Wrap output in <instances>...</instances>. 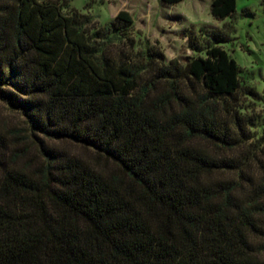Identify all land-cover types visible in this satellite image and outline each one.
I'll use <instances>...</instances> for the list:
<instances>
[{"label": "trees", "instance_id": "16d2710c", "mask_svg": "<svg viewBox=\"0 0 264 264\" xmlns=\"http://www.w3.org/2000/svg\"><path fill=\"white\" fill-rule=\"evenodd\" d=\"M134 30L127 11L100 26L68 0H0V102L27 126L0 128V264H264V150L242 100L260 94L221 47L167 61ZM201 37L227 41L190 30L192 50Z\"/></svg>", "mask_w": 264, "mask_h": 264}, {"label": "rangeland", "instance_id": "374dc122", "mask_svg": "<svg viewBox=\"0 0 264 264\" xmlns=\"http://www.w3.org/2000/svg\"><path fill=\"white\" fill-rule=\"evenodd\" d=\"M68 2L70 8L92 17L100 26L114 19L120 11L129 12L135 21V50L144 48L147 41L151 44L157 42L167 61L205 57L211 45L225 50L241 69L242 87H252L261 96L260 100L249 97L242 100L243 113L254 116L256 120V125L250 128V143L254 146L251 149L261 147L264 150V0H236L235 15L225 20H217L212 15L213 0H183L176 5L165 4L162 0ZM202 28L223 30L227 41L217 43L208 37H201V48L192 50L188 42L189 31L200 35ZM18 127H27L26 118L21 112L0 102L1 131L6 133L10 128ZM62 146L93 164L97 163L92 150L72 143H63Z\"/></svg>", "mask_w": 264, "mask_h": 264}]
</instances>
